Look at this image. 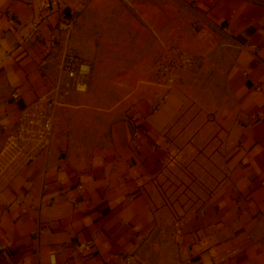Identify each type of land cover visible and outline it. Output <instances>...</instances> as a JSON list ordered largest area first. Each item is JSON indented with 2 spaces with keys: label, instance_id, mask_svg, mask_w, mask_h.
Instances as JSON below:
<instances>
[{
  "label": "crops",
  "instance_id": "0c3cea01",
  "mask_svg": "<svg viewBox=\"0 0 264 264\" xmlns=\"http://www.w3.org/2000/svg\"><path fill=\"white\" fill-rule=\"evenodd\" d=\"M181 1L239 48L227 182L179 235L173 225L163 235L146 182L167 159L159 119L126 123L118 148L85 166L58 137L48 157L0 177V264H264V0ZM60 3L0 2V148L19 110L55 83L67 47Z\"/></svg>",
  "mask_w": 264,
  "mask_h": 264
},
{
  "label": "rangeland",
  "instance_id": "374dc122",
  "mask_svg": "<svg viewBox=\"0 0 264 264\" xmlns=\"http://www.w3.org/2000/svg\"><path fill=\"white\" fill-rule=\"evenodd\" d=\"M19 1L42 8L53 0ZM56 1L65 19L63 55L79 57L89 74L57 109L54 140L85 166L118 148L126 123L159 119L167 159L146 182L167 235L227 182L223 143L240 116L232 81L239 48L181 0Z\"/></svg>",
  "mask_w": 264,
  "mask_h": 264
},
{
  "label": "built area",
  "instance_id": "2783aa9c",
  "mask_svg": "<svg viewBox=\"0 0 264 264\" xmlns=\"http://www.w3.org/2000/svg\"><path fill=\"white\" fill-rule=\"evenodd\" d=\"M56 3L47 2L44 8H51ZM9 22L15 25L14 19ZM33 30L37 32L38 27L35 26ZM60 65V74L53 87L35 101L25 104L19 110L16 122L7 131L0 148V177L18 164L33 162L51 153L57 109L73 90L85 87L89 74V65L71 52H65ZM14 98H18V94H14ZM179 224L176 223L177 234H180ZM133 258V255L127 256V264ZM174 264L191 263L183 260Z\"/></svg>",
  "mask_w": 264,
  "mask_h": 264
}]
</instances>
